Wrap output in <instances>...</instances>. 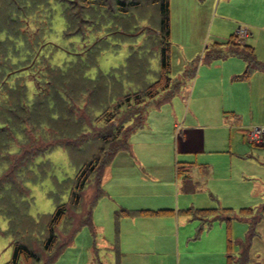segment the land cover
Listing matches in <instances>:
<instances>
[{"label":"rangeland","instance_id":"374dc122","mask_svg":"<svg viewBox=\"0 0 264 264\" xmlns=\"http://www.w3.org/2000/svg\"><path fill=\"white\" fill-rule=\"evenodd\" d=\"M131 1L0 0V264L11 259L17 242L43 251L50 216L58 205H69L79 170L102 144L99 137L81 136L102 126L103 115L120 99L159 77V6ZM240 29L248 35L238 37ZM226 41L252 45L264 62V0H170V77L181 80L188 67H197V76L184 79L169 99L167 91L160 92L146 106L145 131L137 132L136 149L133 144L114 157H137V150L148 158L143 184L163 200L153 209L176 208L175 190L184 183L181 175L177 184L175 162H195L190 168V214L181 211V216L200 225L231 221L239 227L250 217L242 210L264 205V133L261 144L247 140L248 131L264 130V71L233 79L228 68L240 75L245 62L225 44L217 47L219 58L204 59L215 42ZM196 77L197 96L190 105L194 120L183 127L190 124L202 133L191 148L186 135L178 133L177 144L169 137L181 126L188 109L182 95H188ZM157 111L169 115V123ZM124 118L116 117L112 124L119 127ZM37 130L53 141L51 148L38 149L17 166L11 156L20 154L21 145L29 144ZM125 136L111 139L106 150ZM132 140L134 132L130 146ZM190 149L200 152L186 153ZM113 162L103 177L105 193L92 209V226L79 228L58 253L56 248L43 252L39 261L29 263L21 257L19 264H114L124 217L115 215L120 202L116 208L117 200L107 195L110 187L123 190L128 183H115ZM90 180L76 222L87 214L96 193L95 179ZM197 209L218 212L204 216ZM171 214L157 218L170 222ZM56 230L64 244L70 223L65 220Z\"/></svg>","mask_w":264,"mask_h":264},{"label":"crops","instance_id":"0c3cea01","mask_svg":"<svg viewBox=\"0 0 264 264\" xmlns=\"http://www.w3.org/2000/svg\"><path fill=\"white\" fill-rule=\"evenodd\" d=\"M201 68L202 66L199 69ZM245 68L246 64L242 71ZM228 69L227 74L233 76L234 79L237 75L233 74L232 69ZM197 79L196 77L193 81L188 95H182V100L187 102L188 109L185 110L182 116L180 128L173 129L169 137L171 141L175 138L174 142L177 144V134L186 135L188 137L187 143H193L191 148H194L193 146L197 145L198 140H201L200 135L202 132L197 128L192 129L193 125L190 126L189 124L187 127H183V125L187 121L194 120L193 116L195 115L190 112V105L197 96V90L195 95ZM157 112L165 119L164 124L169 123V115L165 116L161 114V111ZM177 125L178 123L175 122L174 126ZM142 131H145L144 127L134 132V140H132L131 146L129 144L127 150H130L133 144L136 149V145L139 143L136 138L137 132ZM166 131H162L165 132V137H167ZM127 150L118 151L115 157L119 152ZM197 152L200 151L190 149L186 153L197 154ZM134 155L137 157L129 156L119 160L113 158V161H116V164L115 162L112 164L114 165L112 169L115 183L118 185L128 183V186H125L126 188L124 187L123 190L110 187L111 190L108 191L107 197L113 196L117 200L115 201L116 208H118L119 201L121 204L120 209L169 210V213H172L170 219L174 220L167 222L157 218L166 215L168 212L153 215H122L124 217L122 220V236L115 241L117 246L114 248V264H239V256L243 251L244 241L250 231L251 217L247 216L248 219H245L248 224L243 225L240 223L239 227L236 226L239 222L227 221L225 223L216 222L200 225L193 221L190 222L188 220L190 219L189 216L182 217L181 211L190 214V193L193 191V188L190 187V168L193 164H196L190 161L175 162L177 184L180 182L181 175L184 183L181 186L182 189L178 187L175 190L176 200L174 206L176 208L174 210L172 208L153 209L158 206L156 203L163 201L162 195L155 193L153 189L152 191L147 190L143 184L148 177L146 174L149 163L148 158L140 156L137 150L134 151ZM181 196L187 199L183 198L180 201ZM191 207L193 206L191 205ZM260 208L252 210L257 212ZM151 217L156 220H150ZM247 254L248 259L244 264H264V218L254 225V233L248 241Z\"/></svg>","mask_w":264,"mask_h":264},{"label":"trees","instance_id":"16d2710c","mask_svg":"<svg viewBox=\"0 0 264 264\" xmlns=\"http://www.w3.org/2000/svg\"><path fill=\"white\" fill-rule=\"evenodd\" d=\"M147 2L156 3L159 6L160 12V35L162 38V43L160 47V70L159 77L150 85L138 89L132 93H128L123 99H120L117 105H115L113 111L107 112L103 115L104 124L100 127L94 128L92 132L82 135V137L95 136L99 137L102 144L99 147L98 154L93 157L92 160L87 162L78 172L76 176V183L74 189L71 192V196L69 199V205H58L55 211L52 213L49 219L48 224V235L43 243V251L39 252V250H33L29 248L26 244L22 242L14 243L13 251L11 259L4 264H19V260L21 257L25 258L29 263L31 261H39L41 254L43 252H51L52 250H57V253L61 251V249L68 245L75 232L84 225L92 226V209L97 200L104 195V190L102 188V181L105 174V170L107 166L111 163L112 159L116 155V153L120 150L129 149V136L135 132L137 129L143 127L146 122V106L158 97L160 92L167 91L165 94V98L169 99L173 93L174 88L178 86L181 82L184 81L187 77H193L196 74L197 67L190 69V67L186 68L183 72V78L179 81H173L170 77L171 73V60L169 55V39H170V0H147ZM129 4H139L138 0H132ZM235 36L232 35L231 37ZM229 46V53L233 55H237L243 59L246 64V68L242 74L237 75L236 78L245 79L248 78L250 73L253 70L264 71V62H260L255 55L254 47L246 42L235 44L226 42H215V46L212 51L208 52L204 59L209 60L212 58H219L221 55V50H218L217 47H221V45ZM203 59V58H202ZM116 117H125L124 120L119 124V127L114 126L116 121ZM113 125V126H112ZM104 127H110L104 131ZM129 128V129H128ZM32 130V129H31ZM126 130L128 132L126 133ZM39 135L43 134L37 130ZM37 133L33 135L30 134L32 138L29 144L21 145V153L15 156H11L13 163L17 166H21L24 164L26 160L38 149H49L51 148L53 141L46 140L42 135L39 137ZM36 134V136H35ZM123 142L119 145L109 146L108 151L106 150V145L111 143V139L113 142L120 139V136L125 135ZM89 135V136H88ZM180 170V169H179ZM178 170V172H179ZM182 172V170H180ZM9 173V172H8ZM7 175V174H6ZM90 179H95L96 185V193L93 195L91 204L89 205L87 214H83L82 218L78 221V216L82 214L80 208L82 207L83 197L82 193L84 187L89 184ZM224 210V209H223ZM226 211V210H225ZM225 211H222L224 214ZM73 213L70 215L69 213ZM165 212H170L169 210H127L121 208L116 212V216L122 215H153V214H161ZM218 212L217 209H199L196 210V214L208 215L211 213ZM227 214L229 212H226ZM243 214H249L251 217L250 231L248 233V237L244 241L243 251L239 256V264H244L248 259L247 247L249 238L252 237L254 233V225L257 221L264 218V205L254 213L252 209H244ZM71 218V219H70ZM229 220V216H225ZM68 221L70 223L71 230L69 232L68 239L64 244L60 242L59 235L57 233V226L60 225L63 221ZM62 239V237H61ZM53 258L50 259L52 261Z\"/></svg>","mask_w":264,"mask_h":264},{"label":"built area","instance_id":"2783aa9c","mask_svg":"<svg viewBox=\"0 0 264 264\" xmlns=\"http://www.w3.org/2000/svg\"><path fill=\"white\" fill-rule=\"evenodd\" d=\"M238 37H246L248 35V31L246 29H240L237 33ZM264 130L260 128H255L253 130L248 131L247 140L253 144H261Z\"/></svg>","mask_w":264,"mask_h":264}]
</instances>
